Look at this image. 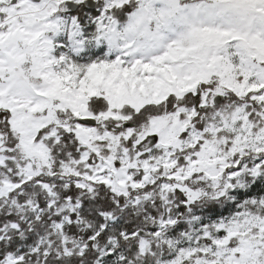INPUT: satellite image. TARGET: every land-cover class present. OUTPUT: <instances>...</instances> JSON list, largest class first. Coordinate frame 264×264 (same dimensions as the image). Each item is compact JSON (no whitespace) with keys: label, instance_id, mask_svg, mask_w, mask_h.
<instances>
[{"label":"snow or ice","instance_id":"snow-or-ice-1","mask_svg":"<svg viewBox=\"0 0 264 264\" xmlns=\"http://www.w3.org/2000/svg\"><path fill=\"white\" fill-rule=\"evenodd\" d=\"M0 264H264V0H0Z\"/></svg>","mask_w":264,"mask_h":264}]
</instances>
